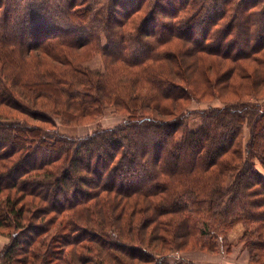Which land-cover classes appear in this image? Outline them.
<instances>
[{
	"label": "trees",
	"instance_id": "trees-1",
	"mask_svg": "<svg viewBox=\"0 0 264 264\" xmlns=\"http://www.w3.org/2000/svg\"><path fill=\"white\" fill-rule=\"evenodd\" d=\"M96 55L103 68L85 66ZM108 108L123 121L85 137L54 131ZM0 161V196L45 201L11 203L35 234L13 240L9 257L53 221L27 210L64 215L46 252L32 251L43 262L64 244L68 264H201L170 256L221 251L239 223L259 261L264 0H0ZM2 213L0 200V227Z\"/></svg>",
	"mask_w": 264,
	"mask_h": 264
},
{
	"label": "rangeland",
	"instance_id": "rangeland-1",
	"mask_svg": "<svg viewBox=\"0 0 264 264\" xmlns=\"http://www.w3.org/2000/svg\"><path fill=\"white\" fill-rule=\"evenodd\" d=\"M85 66L89 67V68H103V59L100 55H96L92 60L87 61V59L85 60ZM222 102L219 99H213V100H194L190 105L189 108L190 110H202V109H206L212 105L214 106H218L221 105ZM4 108H2L3 110ZM21 117H28L27 115H21ZM190 126L192 127H196L199 125L200 120L197 119V117H190ZM31 119V118H30ZM124 117L121 113H117L114 111L113 108H108L105 112V114L97 119L94 120H86L85 123H79V124H63L60 122L59 119L58 120V125L57 127H54V131L59 130V132L61 134L64 135H68L70 137H85L89 134H92L98 127H110V126H115L119 123H121L123 121ZM33 120V119H32ZM33 123L37 124V125H41L44 127L49 128V126L51 124H47V123H42V122H38L37 120H33ZM52 128V127H51ZM49 128L46 129V132H51L53 133V130ZM6 161H0V166L1 164H3ZM258 166L261 168L260 164H258ZM7 196H10L11 199L9 201L6 200ZM0 200L2 201V205H3V213H2V217L1 218H7L6 221H8V223H6V225H4L3 227H0V264H33V263H37V264H68L69 259L73 260L74 258H72L73 254H75L73 252L74 247H70L69 245L64 246V244H61L59 247L54 246L51 248V250H48V254L49 251H53L54 255L50 252V256L48 255V257L46 258V261H41L43 260L41 255L38 258H35V256H33V249L36 250L37 252V256L39 255V252L43 253L46 252L47 247L49 246V243L46 240H49L50 237L55 233V229L58 228L59 230H63L64 228H62L60 225L61 224H65L64 222L62 223V219H63V214H55V213H49L44 215H41L40 218L34 219L30 213L26 210L25 211V218L33 220V222L35 223H48L47 220H53L51 221L50 224L46 225V231L39 237L37 238L36 242L34 244H32L31 246H29V248H31L28 251V246L27 249H21L19 251V253L15 254L13 257H9V255H7V248L12 244L13 240H17L18 239H22L23 235L25 234H35L34 231V227L31 226L29 220L28 221H23L25 223L26 228L25 229H19L18 228V222L16 220V214L11 213L10 209H11V203L15 202L17 203V207H23V208H29L31 207L33 204H45L41 198L39 197H35L33 195L30 194H23L19 189L17 188H8L5 189L3 191V193L0 196ZM9 211V212H6ZM28 223L30 225H28ZM34 224V223H33ZM30 226V227H29ZM29 229V230H28ZM28 230V231H27ZM33 230V231H31ZM233 230V229H232ZM231 230V231H232ZM21 231L23 233H21ZM27 233H26V232ZM25 232V233H24ZM231 233V232H230ZM229 233V234H230ZM243 234H244V230H243ZM51 235V236H50ZM30 237V236H29ZM243 237V236H242ZM242 239V238H241ZM30 240V238H29ZM42 240H45V244L43 243ZM40 242H42V245H40ZM247 252H248V257H249V261L251 264H264V257H262L259 261H257L255 258H253L249 248L245 245V242L242 240ZM230 241L229 243L224 246V249L221 250V252H225L229 249L230 246ZM192 250H201V249H191V250H185L183 252H177L175 251V253H173L170 256V259L172 261L178 260L180 258V256L185 257V253L187 251H192Z\"/></svg>",
	"mask_w": 264,
	"mask_h": 264
},
{
	"label": "crops",
	"instance_id": "crops-1",
	"mask_svg": "<svg viewBox=\"0 0 264 264\" xmlns=\"http://www.w3.org/2000/svg\"><path fill=\"white\" fill-rule=\"evenodd\" d=\"M244 226L237 224L229 234L230 246L225 252L192 250L185 253V258L201 264H251L248 252L242 242Z\"/></svg>",
	"mask_w": 264,
	"mask_h": 264
}]
</instances>
